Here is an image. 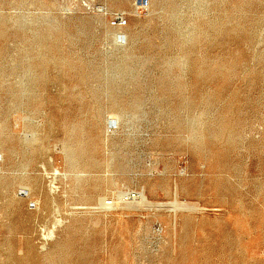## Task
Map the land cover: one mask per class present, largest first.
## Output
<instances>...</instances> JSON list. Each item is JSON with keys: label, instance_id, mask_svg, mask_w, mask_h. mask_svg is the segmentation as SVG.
<instances>
[{"label": "rangeland", "instance_id": "1", "mask_svg": "<svg viewBox=\"0 0 264 264\" xmlns=\"http://www.w3.org/2000/svg\"><path fill=\"white\" fill-rule=\"evenodd\" d=\"M92 262L264 264V0H0V264Z\"/></svg>", "mask_w": 264, "mask_h": 264}, {"label": "bare ground", "instance_id": "2", "mask_svg": "<svg viewBox=\"0 0 264 264\" xmlns=\"http://www.w3.org/2000/svg\"><path fill=\"white\" fill-rule=\"evenodd\" d=\"M56 180V179H55ZM56 182V181H55ZM55 187V186H54ZM55 188H58V187H55ZM53 189V188H52ZM56 190V189H55ZM57 192V191H56ZM55 196H57V195H55ZM50 202V201H49ZM126 205V204H125ZM133 205V204H132ZM132 205H130V206H132ZM135 206V205H134ZM180 207V206H179ZM119 208V207H118ZM125 208V207H124ZM130 208V207H129ZM123 209V208H122ZM131 210V209H130ZM137 210V209H136ZM140 210V209H139ZM175 210V209H174ZM173 216V215H172ZM171 216V217H172ZM178 217V216H177ZM173 218V217H172ZM189 221V219H187V222ZM190 223V222H189ZM55 230V229H54ZM53 230V231H54ZM55 232V231H54ZM50 234V233H49ZM30 251V250H29ZM89 255V254H88ZM87 257V256H86ZM24 261V260H23ZM90 261V260H89ZM89 263V262H88ZM93 263V262H92ZM94 264V263H93Z\"/></svg>", "mask_w": 264, "mask_h": 264}]
</instances>
